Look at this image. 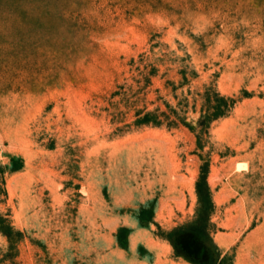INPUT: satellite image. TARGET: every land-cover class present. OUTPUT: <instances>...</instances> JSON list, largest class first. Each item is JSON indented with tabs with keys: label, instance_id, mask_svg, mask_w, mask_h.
Instances as JSON below:
<instances>
[{
	"label": "rangeland",
	"instance_id": "1",
	"mask_svg": "<svg viewBox=\"0 0 264 264\" xmlns=\"http://www.w3.org/2000/svg\"><path fill=\"white\" fill-rule=\"evenodd\" d=\"M0 264H264V0H0Z\"/></svg>",
	"mask_w": 264,
	"mask_h": 264
}]
</instances>
